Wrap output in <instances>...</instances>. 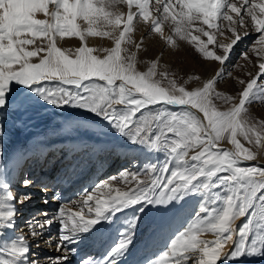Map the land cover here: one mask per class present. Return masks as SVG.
I'll return each instance as SVG.
<instances>
[{
    "label": "snow or ice",
    "instance_id": "6c2138e0",
    "mask_svg": "<svg viewBox=\"0 0 264 264\" xmlns=\"http://www.w3.org/2000/svg\"><path fill=\"white\" fill-rule=\"evenodd\" d=\"M139 25L173 51L190 45L202 59L221 67L202 86L189 89L186 85L200 77L190 75L179 83L176 71L161 63L163 52L150 61L139 59L147 51L144 38L138 42L133 35ZM226 34L230 42H219L218 36ZM250 35L255 38L242 55L249 59L252 51L258 71L238 81L242 88L236 95L221 92L218 82L231 75L224 66ZM73 37L79 39L78 47L58 45ZM89 37L108 38L112 46H90ZM140 63L147 64L146 70L138 69ZM213 97L229 106L221 110ZM253 104H264V0H0V141L8 135L10 115L51 119L57 111L78 109L132 143L164 155L163 162L145 165L146 180L138 179L141 172L110 177L131 176L136 184L126 191L111 194L109 181H101L75 202L79 210L65 204L53 213L34 215L26 221L28 235L14 230L17 205L31 201L32 194L18 197L12 190L14 170L0 166V264H40L33 247L41 245H32L28 236L39 240L54 225H59L60 255L47 257L46 264H72L78 246L98 237L103 250L81 256L77 264H128L152 208L168 211L190 201L194 212L164 249L136 264H231L264 257V165L259 163L264 119L253 115ZM49 106L53 112L45 117L42 112ZM81 127L68 122L52 129L61 141H73L57 149L65 158L78 155L81 145L76 136L60 133H79ZM4 151L0 143V160ZM17 182L33 186L27 176ZM37 185L48 191L42 179ZM101 189L108 190L106 199L93 195ZM42 203H49L46 196ZM237 220H243L239 227ZM9 231L13 234L6 238ZM205 233L215 238H202Z\"/></svg>",
    "mask_w": 264,
    "mask_h": 264
},
{
    "label": "bare ground",
    "instance_id": "6f19581e",
    "mask_svg": "<svg viewBox=\"0 0 264 264\" xmlns=\"http://www.w3.org/2000/svg\"><path fill=\"white\" fill-rule=\"evenodd\" d=\"M257 56L242 60L241 79L247 81L250 79L248 73L255 74L258 71ZM254 115L264 119V105H251ZM68 122L79 123L82 125L80 132H62V136H76L75 143L81 145L78 155H69L64 157L63 153L57 151L62 147H68L73 143L71 140L61 141L57 135L46 133L45 131L34 130L22 136L17 141L8 142V136L0 143L5 144V151L0 166L7 165L12 168V190L19 197L21 193H31L32 199L24 205H17L18 216L15 232L28 235L29 229L26 221L31 220L34 215L48 211L53 213L61 205H68L74 210H79L80 205L75 203L85 196L86 190H91L95 184L101 181H109L112 186L111 194L116 189L126 191L136 184L131 176L127 179L110 180V177H119L121 172H141L145 165L150 163L163 162L164 158H159L155 152L144 149L138 144H134L125 138H117L119 133L110 130L102 125L98 119H91L90 116H80L69 121L61 122V126ZM84 146H87L86 148ZM123 162L116 165L119 159ZM71 162V166L70 165ZM264 165V160L259 162ZM24 176L33 180V186L25 188L20 179ZM42 179L48 185V191L43 193L37 185V180ZM139 180L148 179L143 173L138 177ZM107 189H101L94 192L96 198H107ZM47 197L49 203H42V198ZM94 205V201L90 202ZM151 207V206H149ZM195 202L190 201L185 204H176L169 206L168 211L156 210L152 208L149 214L144 218L140 234L135 243L134 255L128 257V264H136L142 261L145 256H151L156 252L162 251L169 238L180 229L190 215L194 212ZM86 211V208H85ZM42 218V217H41ZM123 219V217L121 218ZM152 226L144 231V226ZM243 220L236 221V227H239ZM163 225V227H157ZM9 231L6 234L11 236ZM51 237L50 243L46 244ZM59 237V225H54L50 230L45 231L39 240L28 236L32 245L40 243L37 249L33 247V252L40 260V264H46V258L60 255L56 250ZM202 238L214 239L212 233H205ZM104 239H107L105 234ZM101 238L89 239L85 244L79 245L80 254L72 258V264H77L81 256L98 255L102 251ZM237 264V261L231 262Z\"/></svg>",
    "mask_w": 264,
    "mask_h": 264
},
{
    "label": "rangeland",
    "instance_id": "374dc122",
    "mask_svg": "<svg viewBox=\"0 0 264 264\" xmlns=\"http://www.w3.org/2000/svg\"><path fill=\"white\" fill-rule=\"evenodd\" d=\"M122 10L126 12L127 11L126 6H122ZM165 31L167 32V29H165ZM133 35L138 42L140 41L141 37L144 38L143 46L144 48L147 49V51H142L140 53L139 59L141 61H145V60L150 61L152 59H155L161 52H163L161 63L168 64L173 71H176L179 83H183L184 80H186L190 75L191 76L198 75L200 77V80L190 81L186 85V87H188L189 89L202 86L203 81L207 78H210L211 75H213L215 71L221 67L219 62L206 61L202 59L199 56V54L195 52L194 48L190 45L182 44L180 50L173 51L171 48L166 47L164 42L160 40L158 36L155 35L149 36L147 34L146 26L144 25H139L136 31L133 33ZM227 35L229 34H226V36H218L219 42L229 43L230 39L227 38ZM254 38H255L254 36L250 35L244 38L243 41L239 42L238 45L235 47L234 52L231 54L230 60L224 66L225 72L231 73V75H225L224 79L219 81L217 84V88L221 92L236 95L238 91L242 88V85H239L238 83V81L241 80L242 60L245 59L242 53L250 48ZM88 42L90 46L96 48L112 46V41L109 40L108 38L89 37ZM58 45L61 46L62 48L74 49L80 45V41L78 38L75 37L65 38L62 41L58 40ZM217 51L222 52V50L219 49H217ZM248 55H249L248 60H250V58L255 56V54L252 51H249ZM37 60L38 58H33V62H37ZM137 67L140 71H144L147 68V64L140 63L137 65ZM164 84L167 85V81H164ZM213 102L221 110H224L229 106L227 104H224L222 101L215 99L214 97H213ZM52 112L53 109L51 108V106H49L46 111L42 112V115L47 117ZM251 112L253 113L252 107H251ZM83 115L90 116L91 119L95 120V118L92 117V114L85 113L82 110H78V109H73L70 112L57 111L55 115L51 116V119H47V118L41 119L40 117H33L29 119V116H31V114H28L18 119L16 116L10 115L8 117V121L6 125V127L9 129L7 135L8 136L7 141L8 142L17 141L22 136L34 130H40V131L42 130L48 134L53 133L52 129L57 125L61 126L62 121H65L67 119L69 121H73L74 119L79 118L80 116ZM116 137L125 138L121 134H118ZM238 138L241 139L242 143H245V146L252 147L251 145H248L243 140L242 137H238ZM223 146L228 148L233 147L231 144L228 143H224ZM155 154L159 158H164V155L162 153H155ZM263 160H264V154H262L259 157V162ZM122 162L123 160L120 158L119 161L116 162V165L118 164L120 165ZM253 163H255V161ZM182 203L183 202H180V204ZM237 264H264V257H259V256L243 257L237 260Z\"/></svg>",
    "mask_w": 264,
    "mask_h": 264
}]
</instances>
